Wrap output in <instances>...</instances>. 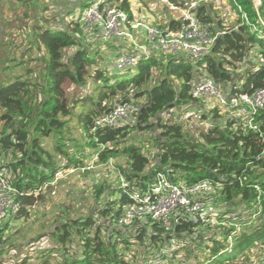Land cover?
I'll return each mask as SVG.
<instances>
[{"label": "trees", "instance_id": "obj_1", "mask_svg": "<svg viewBox=\"0 0 264 264\" xmlns=\"http://www.w3.org/2000/svg\"><path fill=\"white\" fill-rule=\"evenodd\" d=\"M4 1L12 5L8 12L19 8L26 19L37 18L36 8L43 13L48 10L44 0ZM129 1L110 0L131 19ZM235 2L249 26L239 19L235 26L225 28L212 5H202L196 9L200 23L212 35L224 33L216 37L210 54L197 61L160 53L142 56L127 81L118 80L121 71L100 65L96 49L84 42L78 20L50 27L44 25L46 21L36 23L29 44L37 56L27 60L35 66L21 74L8 72L23 67L22 59L16 64L12 58L0 60V167L9 172L14 191L10 198L23 205L15 214L7 211V221L0 223V264H143L173 237L182 240V246L173 253L172 264L247 263L249 251L264 244V202L260 201L264 194V109L256 117V133L229 111L200 109L202 105L190 96L201 69L228 97L264 87V66L256 63L258 56L264 58V42L253 32L258 26L256 12L251 0ZM169 28H180V23L171 22ZM130 98L142 101L135 125H96L115 100ZM182 107L198 111L201 122L207 120V128L194 133L184 130L176 118L165 121L169 111ZM142 132L151 135L144 142L135 141ZM150 145L154 148L151 159L143 153L144 146ZM95 157L96 165L121 161L106 171L114 175V183L107 175L90 185L91 201L85 213L72 216L70 208L60 203L49 215L44 213L33 241L10 240L18 231L10 233L8 221L15 228L51 204V191H40L41 187L59 171L91 172L83 170ZM158 173L184 186L210 182L229 221L240 222L258 210L260 216L236 237L231 255L222 251L232 228L190 222L167 233L151 221L119 227L117 222L129 202L119 177L130 189L142 190ZM84 181L86 186L89 180Z\"/></svg>", "mask_w": 264, "mask_h": 264}, {"label": "built area", "instance_id": "obj_2", "mask_svg": "<svg viewBox=\"0 0 264 264\" xmlns=\"http://www.w3.org/2000/svg\"><path fill=\"white\" fill-rule=\"evenodd\" d=\"M231 1L239 10L241 21L249 26L246 14L237 6L235 0ZM164 3L167 4L169 12H175L171 22L180 23V28L170 29L169 21L165 25L157 27L146 20L132 18L133 16L130 19L110 0H87L84 8L78 11V15L72 20L79 21L86 44L96 42L106 44L114 40L129 39L137 47L136 38L133 39L130 31H141L150 44L148 48L154 50L155 53L188 56L195 61L210 54L216 37L224 33L212 35L207 26L200 23L196 9L202 5L210 4L211 0H184L179 5H172L166 1ZM252 5L258 23V26L253 27V32L264 41V19L259 13L261 3L256 0ZM137 48L138 52H120L113 67L118 72L135 67L138 60L147 55L148 51L144 46ZM256 63L258 66H264V58L258 56ZM190 96L202 105L200 106L202 110L218 107L223 112L229 111L247 130L256 133L259 131L256 117L264 109V87L252 94H234L228 97L220 85L206 75L205 69H201L198 78L192 83ZM141 102L133 98L115 100L109 112L101 116L96 125L111 128L135 125ZM172 118L174 117L168 115L165 121ZM96 161L97 158H93L83 171L93 172L100 168L101 176L107 177L106 171L113 168V161L109 160L107 164L103 165H96ZM65 173L57 172L52 180L40 188V191L50 190L51 195H54V189ZM101 176L99 175L96 179ZM8 179L9 172L5 167H0V223L7 211L15 214L23 208V205L13 202L10 198L14 191L9 185ZM119 183L120 189L129 199L117 222L119 227H131L136 223L146 224L151 221L160 224L167 233H172L179 224L190 222L198 226L232 228L227 236V247L222 251L227 255L232 254L236 237L250 226H254L260 216V210H258L240 222L229 221V216L224 214V206L217 202L215 187L208 181L184 186L173 183L166 175L158 173L154 176L152 184L146 189H130L123 177H119ZM260 201L264 202V194ZM181 246L182 240L170 238L166 246L159 249L155 255L148 257L143 264H172L176 258L173 253ZM246 264H264V244H260V249L249 258Z\"/></svg>", "mask_w": 264, "mask_h": 264}, {"label": "rangeland", "instance_id": "obj_3", "mask_svg": "<svg viewBox=\"0 0 264 264\" xmlns=\"http://www.w3.org/2000/svg\"><path fill=\"white\" fill-rule=\"evenodd\" d=\"M46 3L47 11L40 12V8L35 9V16L37 17L35 20L26 19L23 17L24 11L16 8V11L8 12L12 5H9L4 0H0V60L4 58H12L14 60V64L19 63L22 59L24 61V66L21 68H13L9 70L8 75L21 74L24 72V69L27 67H34L35 64L30 65L27 61L29 58H36V52L31 50L30 48V33L33 26H36V23H42L46 21L45 26L50 27V25L56 26L60 22H69L73 18L78 15V8L73 6V3H76V0H44ZM219 6L215 11V17L219 20L225 28H230L234 26L236 22V14L232 12V8L228 6L227 0H214ZM130 7L132 11V15L134 18L139 20H151L152 23L157 27L165 25L164 22L168 18L167 11L165 12L162 5L161 0H132L130 2ZM220 6H224L220 7ZM9 8V9H8ZM213 8V7H212ZM225 9V10H224ZM7 11L6 14L4 12ZM225 18H230V20L226 21ZM136 38L137 47L144 46L147 49L150 47L149 42L145 36L140 35L138 37V33L133 35ZM263 41V40H262ZM264 42V41H263ZM127 45L124 48L114 47L111 42L102 44L101 42H96L91 44V47L96 49V57L101 58L100 65L104 67H112L113 61L116 59L117 55L124 52H138L134 51L136 47L129 45V42H125ZM118 48V49H117ZM150 51V49L148 50ZM71 53V52H70ZM1 60V61H2ZM0 61V64H1ZM12 64L11 66H13ZM3 65H0V69ZM136 68H132L125 72H120L117 74V78L119 81H127L129 80L136 72ZM118 73V72H117ZM195 109L189 107H182L181 110H171L168 112L169 117H174L180 121L184 130L188 131V129L197 132L200 129L207 128V120L201 122L200 114H196ZM167 116V114H166ZM151 135L150 132H142L136 136L135 141H145ZM154 148L150 145L149 147L144 146L143 153L147 154L149 159L154 154ZM120 159H114L113 162L115 164H120ZM102 170L97 168L95 171L85 172V174L79 172L66 173L63 178L59 181L60 183L54 189V195H52V202L49 205L47 210L36 211L29 216V220L25 224H19L15 228H12V222H9V227L12 230H9L10 233L13 232L17 228V235L10 238V240H15L26 243H29L30 240L33 241L35 239L36 234L39 232V222L44 220V213L49 215L54 207L60 203H64L66 207L70 208L71 215L77 216L81 213H85L88 209V205L91 201V190L90 185L94 182L95 178L99 175L101 176ZM108 180L110 182H115V177L111 172L108 174ZM102 177V176H101ZM110 178V179H109ZM89 180L85 186L84 180ZM6 218L3 219L1 224L6 222ZM9 233V234H10ZM29 238L30 240L26 241L25 239ZM260 249V244L249 251L252 256ZM27 250V249H26ZM32 251L34 248L31 249ZM27 253V251L25 252ZM145 253V252H144ZM12 257L14 254L11 255ZM140 257V255H138Z\"/></svg>", "mask_w": 264, "mask_h": 264}, {"label": "crops", "instance_id": "obj_4", "mask_svg": "<svg viewBox=\"0 0 264 264\" xmlns=\"http://www.w3.org/2000/svg\"><path fill=\"white\" fill-rule=\"evenodd\" d=\"M77 2L76 3H73V6H75V7H77L79 10L78 11H80V5H81V3H82V5L84 4H86V1L87 0H76ZM135 1V0H134ZM164 1H166L167 3H170V4H172V5H179L182 1H184V0H161V2L163 3V5H162V7H163V9H164V11L166 12L167 11V13H168V18L164 21V22H168L169 21V23L168 24H170V22L173 20V18H174V13L175 12H169V9H168V7H167V4L166 3H164ZM254 1H256V0H251V2L253 3ZM260 1V3H261V5H260V8H259V13H260V15H261V17L264 19V0H259ZM227 3H228V6H230L231 8H232V12H234L235 14H236V22H235V24H234V26L237 24V21H239V19H240V12H239V10L237 9V7L236 6H234V4L232 3V1L231 0H227ZM211 5H212V7H213V9H216L219 5L217 4V3H215L214 2V0H211V3H210ZM131 6V5H130ZM237 6H238V4H237ZM220 7H223L224 8V6H220ZM234 7H236V9L234 8ZM239 7V6H238ZM225 10V9H224ZM131 16H133V15H131ZM132 18H134V17H132ZM225 20L226 21H228V20H230V18H225ZM241 20V19H240ZM148 22H150V23H152V21L151 20H149ZM153 24H155V23H153ZM169 26V25H168ZM138 33V37L140 36V35H142V36H144V34H143V32H141V31H137V32H134V31H130V34H131V36L132 37H134L133 35L134 34H137ZM133 39H135V38H133ZM129 42V45L131 44V42H130V40L129 39H121V40H114V41H112L111 42V44H113V46L114 47H118V48H124L126 45H127V43H125V42ZM135 43H136V39H135ZM132 45H133V43H132ZM117 48V49H118ZM149 50V49H148ZM134 51H139V49L136 47V49L134 50ZM133 51H130V53H132ZM150 54H153V55H156L155 54V52H154V50H152V49H150V51H147V55H144L145 57H147L148 55H150ZM158 55V54H157ZM255 55H256V52H255ZM184 57H187V56H184ZM115 61V60H114ZM114 61H113V63H112V68H113V64H114ZM112 68H108V70H110V71H113L112 70ZM198 78V77H197ZM196 78V79H197ZM201 109V108H200ZM199 111H201V110H199Z\"/></svg>", "mask_w": 264, "mask_h": 264}]
</instances>
